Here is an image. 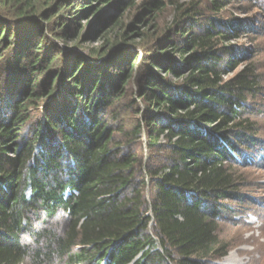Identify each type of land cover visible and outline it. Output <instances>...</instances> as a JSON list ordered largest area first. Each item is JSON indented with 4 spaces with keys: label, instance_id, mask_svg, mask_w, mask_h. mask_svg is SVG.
<instances>
[{
    "label": "trees",
    "instance_id": "trees-1",
    "mask_svg": "<svg viewBox=\"0 0 264 264\" xmlns=\"http://www.w3.org/2000/svg\"><path fill=\"white\" fill-rule=\"evenodd\" d=\"M93 1L111 0H0V264H26L25 234L50 238L32 264H216L223 200L238 195L229 161L256 142L245 101L259 75L227 76L238 28L218 16L224 0L208 14L171 0L164 32L157 22L131 42L128 25L110 60L64 44L68 14ZM165 4L142 0L136 15ZM58 211L61 234L33 227Z\"/></svg>",
    "mask_w": 264,
    "mask_h": 264
},
{
    "label": "rangeland",
    "instance_id": "rangeland-1",
    "mask_svg": "<svg viewBox=\"0 0 264 264\" xmlns=\"http://www.w3.org/2000/svg\"><path fill=\"white\" fill-rule=\"evenodd\" d=\"M142 0H111L97 7L100 2L83 5L80 10L68 14L73 36L64 44L70 48L80 47L82 53H87L91 47L102 48L104 58H122L121 54L114 53L111 48L117 33L123 32L128 25L135 24L132 30L131 42L139 41V36L147 28L152 29L158 22V29L166 28L174 13L171 0H165V7L155 17H137L138 4ZM189 2L191 0H177ZM131 2V4H129ZM225 5L218 11L220 19H229L237 29L238 37L228 41L235 46L241 64L227 76L231 77L244 66L254 68L259 75L258 89L252 95L247 94L246 113L254 123L253 136L256 142L252 146L241 143L245 160L229 162L234 166L237 177V196L224 199L226 208H222L218 219V235L223 243L227 244V251L211 261L216 264H264V0H224ZM209 0H202L201 7L209 13ZM101 17L100 19H98ZM157 29V30H158ZM161 29L162 32L165 30ZM153 31L150 38L154 37ZM64 44L62 46L64 47ZM113 54V55H112ZM10 73V72H9ZM11 76V74H9ZM134 86V83H132ZM142 145L147 153L145 138ZM232 208V209H231ZM33 227L47 229L52 234H61L67 222V216L58 211L54 217H45L43 212L39 216L33 215ZM24 241L31 246V253L26 264L33 263L34 250L38 247L46 250L49 243L48 235L40 236L35 240L30 234L23 236ZM208 259V258H207ZM44 264H67L66 259L53 256ZM127 264H133L132 262Z\"/></svg>",
    "mask_w": 264,
    "mask_h": 264
}]
</instances>
